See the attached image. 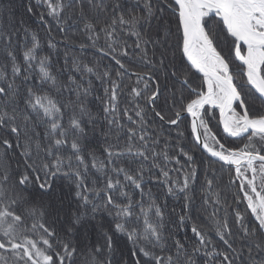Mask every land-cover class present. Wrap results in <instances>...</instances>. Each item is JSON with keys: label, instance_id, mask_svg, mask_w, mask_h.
<instances>
[{"label": "snow or ice", "instance_id": "obj_1", "mask_svg": "<svg viewBox=\"0 0 264 264\" xmlns=\"http://www.w3.org/2000/svg\"><path fill=\"white\" fill-rule=\"evenodd\" d=\"M35 8L0 0V264H264V0Z\"/></svg>", "mask_w": 264, "mask_h": 264}, {"label": "trees", "instance_id": "obj_2", "mask_svg": "<svg viewBox=\"0 0 264 264\" xmlns=\"http://www.w3.org/2000/svg\"><path fill=\"white\" fill-rule=\"evenodd\" d=\"M5 2H7V0H5ZM35 2L36 0H11V5H12V8L13 10L15 11V15L17 17V19H19L22 15L24 16V19H26L29 23V25L31 27H40L41 28V37L43 40H46L47 37H46V34L44 32V29L42 26H40L39 24V16H38V13L41 12V11H44V9L42 8H35L34 9V13L33 14H25V9L27 7V5L29 3H32L33 5H35ZM63 27V26H62ZM80 25L78 23L76 24H69L67 26V35L69 37H72V36H81V33H80ZM52 35L55 37L56 40H61L62 39V36L63 34L61 32H59L57 30V28L55 27V25H53V29H52ZM80 41H77V43H79ZM60 49H61V56H60V62L62 63L63 62V56H62V53H63V50H64V46L63 44H60L59 45ZM72 50H70L71 52ZM77 55H80L79 52L76 53ZM85 55H88V56H91L92 55V51L89 50L87 53H85ZM109 61L105 60V63H108ZM59 66V65H58ZM93 103L95 104L96 101L93 100ZM216 116L218 117V111L216 113ZM216 120H213L212 123L213 124H216ZM185 123H187V121H185ZM185 123H182L180 125V129L181 130H185L186 134H187V131L188 129L185 128ZM216 129L214 128V131ZM175 131V130H174ZM218 134L222 135V131L219 132ZM100 143L102 144L103 143V139L101 138L100 140ZM99 155V153H98ZM199 159V157H198ZM215 167H219V165H215ZM219 175V173H218ZM203 174L200 175V178H199V181L196 185V207L193 209L192 211V215L194 217L193 219V223H196L197 225L199 226H203L206 230H209L211 231L213 229V225H212V221L211 220H207L206 218L210 215L212 209H211V206H208L207 210L204 209V207L202 206L201 204V200H200V193L202 191L200 185L201 183L203 182ZM223 180H224V183L221 185V188L223 189V193H224V196L226 197L227 201L229 202V204H231L232 202V197L233 195L237 192V188L235 185H232L231 187H227V180H228V174L227 172H225L223 174ZM170 204H171V201H170ZM224 206V201L222 200L221 201V207L223 208ZM241 208V211L244 210V206L241 205L240 206ZM223 211H221L220 215H223ZM229 217L231 218V213L229 212ZM249 220H251L252 218L251 217H248ZM190 227H191V224L188 225V228L184 229L180 234V238H183L185 235L187 236H191V232H190Z\"/></svg>", "mask_w": 264, "mask_h": 264}]
</instances>
